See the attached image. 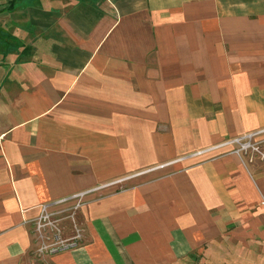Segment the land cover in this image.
<instances>
[{"label": "crops", "instance_id": "crops-1", "mask_svg": "<svg viewBox=\"0 0 264 264\" xmlns=\"http://www.w3.org/2000/svg\"><path fill=\"white\" fill-rule=\"evenodd\" d=\"M262 126L264 0H0V264H264V167L197 154ZM130 180L36 261L43 203Z\"/></svg>", "mask_w": 264, "mask_h": 264}, {"label": "built area", "instance_id": "built-area-1", "mask_svg": "<svg viewBox=\"0 0 264 264\" xmlns=\"http://www.w3.org/2000/svg\"><path fill=\"white\" fill-rule=\"evenodd\" d=\"M223 147H229L225 154L236 155L248 169L253 164L264 167V126L229 137L214 146L199 150L197 154ZM160 166L164 167L165 164ZM158 168L159 166L149 170ZM90 192L91 190L80 191L41 205L40 214L29 221L38 256L52 255L79 245L83 229L78 214L86 204L85 195Z\"/></svg>", "mask_w": 264, "mask_h": 264}, {"label": "rangeland", "instance_id": "rangeland-1", "mask_svg": "<svg viewBox=\"0 0 264 264\" xmlns=\"http://www.w3.org/2000/svg\"><path fill=\"white\" fill-rule=\"evenodd\" d=\"M134 181L135 180H130V181H127L125 183H119L117 181H105V182L99 183L98 185H96L93 188L86 189V190H91V192L88 193L87 195H85L84 199H85L86 204L83 207L87 206L89 203H91V201L92 202L93 201H101L109 195L117 194L123 188H128V187L134 186ZM80 223L82 225L81 221H80ZM84 233H85V230H84ZM34 257H35L36 261H39L40 256H38L36 254L35 250H34Z\"/></svg>", "mask_w": 264, "mask_h": 264}]
</instances>
